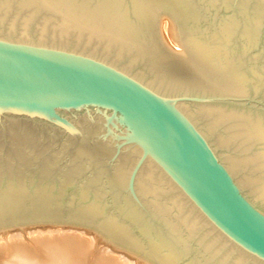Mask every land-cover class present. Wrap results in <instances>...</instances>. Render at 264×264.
Returning a JSON list of instances; mask_svg holds the SVG:
<instances>
[{
	"label": "water",
	"instance_id": "1",
	"mask_svg": "<svg viewBox=\"0 0 264 264\" xmlns=\"http://www.w3.org/2000/svg\"><path fill=\"white\" fill-rule=\"evenodd\" d=\"M26 225L264 264V0H0V229Z\"/></svg>",
	"mask_w": 264,
	"mask_h": 264
},
{
	"label": "bare ground",
	"instance_id": "2",
	"mask_svg": "<svg viewBox=\"0 0 264 264\" xmlns=\"http://www.w3.org/2000/svg\"><path fill=\"white\" fill-rule=\"evenodd\" d=\"M44 226L0 229V264H149L92 229Z\"/></svg>",
	"mask_w": 264,
	"mask_h": 264
},
{
	"label": "rangeland",
	"instance_id": "3",
	"mask_svg": "<svg viewBox=\"0 0 264 264\" xmlns=\"http://www.w3.org/2000/svg\"><path fill=\"white\" fill-rule=\"evenodd\" d=\"M45 226H46V225H45ZM45 226H44V227H45ZM47 226H48V225H47ZM56 226H57V225H56ZM59 226H60V225H59ZM59 226H58V227H59ZM61 226H66V225H61ZM61 226H60L59 228H61ZM97 239H98V238H97ZM27 240H29V238H26V241H27ZM103 242H104V241H103ZM103 242H100V238H99V241H98V244H100V245H98L99 248H102L103 246L106 245V243H105V242L103 243ZM101 246H102V247H101Z\"/></svg>",
	"mask_w": 264,
	"mask_h": 264
}]
</instances>
